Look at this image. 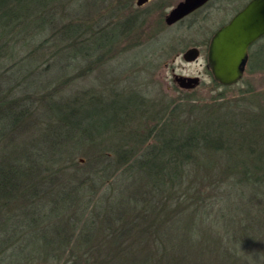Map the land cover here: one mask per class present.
Returning <instances> with one entry per match:
<instances>
[{
	"label": "trees",
	"instance_id": "1",
	"mask_svg": "<svg viewBox=\"0 0 264 264\" xmlns=\"http://www.w3.org/2000/svg\"><path fill=\"white\" fill-rule=\"evenodd\" d=\"M63 1L0 0V264L9 246L7 264H264V202L227 204L244 186L264 187V109L222 101L180 119L177 105L151 114L144 95L124 89L81 99L23 88L57 58L86 59V72L134 27L115 9L60 22ZM254 57L263 67L264 35ZM103 135L114 140L76 159Z\"/></svg>",
	"mask_w": 264,
	"mask_h": 264
},
{
	"label": "rangeland",
	"instance_id": "2",
	"mask_svg": "<svg viewBox=\"0 0 264 264\" xmlns=\"http://www.w3.org/2000/svg\"><path fill=\"white\" fill-rule=\"evenodd\" d=\"M177 1L149 0L137 6L135 0H64L63 6H60V22L76 23L87 20L89 17L92 21H98L103 13H113L115 9L113 15L116 18L114 19L119 17L122 20L134 15V27L122 37L114 49L108 51L110 54L104 57L102 63L98 64L97 60H92L94 65L86 72L88 60L75 56L58 59L59 54H57L56 57L48 59L51 64L57 58L50 70L51 73L47 72L39 76L37 70L40 68H37L36 72L24 77V82L28 86L23 88L32 91L31 89L35 90L36 86L43 90L45 86L48 88L58 86V93L69 98L77 96L81 99L86 94V90L97 94L102 92L106 96L113 97V91L124 89L126 92L144 95L151 103V114H161L166 104L169 108L177 105L175 110L178 109V113L181 112L180 119H188L190 117L188 112L192 108L202 109L222 101L235 104L239 99H247L248 104H259V107L264 109V66L259 67L254 63L255 57L251 62H248L247 58L242 77L227 88L215 84L210 70L206 67V51L210 34L244 0H213L181 21L167 25L164 22V15ZM119 7H123L121 11ZM191 46L199 48V55L195 60L186 61L182 53ZM53 48L50 45L45 49L42 48L41 51L48 53ZM26 52L24 49L20 51L23 54ZM65 52L72 53L70 50ZM56 53L57 51H54L52 54ZM41 66L42 63L35 65V67ZM174 74L198 76L199 82L192 88H181L174 81ZM48 75L52 77L46 78ZM256 107L253 109H257ZM90 108V105L83 106L85 110ZM189 114H192V111ZM102 121L103 119H99L98 122ZM145 122H147L146 127L149 121ZM146 132V128H141L140 136H144ZM99 138L94 143L84 141L76 159L80 162L92 159L93 155L99 152L100 143H109L114 140L113 135H103ZM74 149L77 151L78 148ZM212 161L222 164L225 159L216 158ZM243 189L246 191L241 198L231 193L227 204L238 205L243 200L249 199L251 206L256 208L264 202V187L252 189L244 186ZM226 212H229L228 207ZM15 217H12L11 225L14 224ZM11 249V246L5 247L3 253L6 255L3 258V264L11 261L9 257L17 256L13 255ZM33 260L36 261L34 257ZM29 261L25 264H31L28 263ZM45 262L52 263L49 259Z\"/></svg>",
	"mask_w": 264,
	"mask_h": 264
},
{
	"label": "water",
	"instance_id": "3",
	"mask_svg": "<svg viewBox=\"0 0 264 264\" xmlns=\"http://www.w3.org/2000/svg\"><path fill=\"white\" fill-rule=\"evenodd\" d=\"M149 0H135L141 6ZM208 0H178L164 15L167 25L173 24L203 5ZM264 34V0H249L230 20L215 30L206 52V67L221 85H232L243 75L250 45ZM199 55L196 46L188 47L182 57L195 60ZM174 81L181 88H192L198 76L174 74ZM37 264H53L39 262Z\"/></svg>",
	"mask_w": 264,
	"mask_h": 264
},
{
	"label": "flooded vegetation",
	"instance_id": "4",
	"mask_svg": "<svg viewBox=\"0 0 264 264\" xmlns=\"http://www.w3.org/2000/svg\"><path fill=\"white\" fill-rule=\"evenodd\" d=\"M211 1H213V0H208L207 2H205L203 5H201L200 7H198L197 9H195V10H193L192 12H190L189 14H187L186 16H184L183 18H181L179 21H181L182 19H184L185 17H187V16H189L190 14H192V13H194L195 11H197V10H199V9H201V8H203L204 6H206L207 4H209ZM249 0H244L243 2H242V4L241 5H239L237 8H235L231 13H230V15L228 16V18L225 20V21H223V22H221V23H219L214 29H213V31H212V33L210 34V36H209V39H210V37L212 36V34L215 32V30L217 29V28H219L221 25H223V24H225V23H227L229 20H230V18L237 12V11H239L247 2H248ZM179 21H177V22H179ZM177 22H175V23H177ZM261 38V37H260ZM260 38H258L257 40H259ZM256 40V41H257ZM255 41V42H256ZM208 42H209V40H208ZM254 42V43H255ZM253 43V44H254ZM199 49V48H198ZM200 51V50H199Z\"/></svg>",
	"mask_w": 264,
	"mask_h": 264
}]
</instances>
